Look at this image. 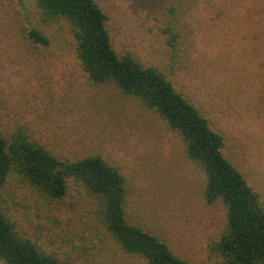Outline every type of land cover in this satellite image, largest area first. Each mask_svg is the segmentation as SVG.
<instances>
[{
    "label": "rangeland",
    "instance_id": "374dc122",
    "mask_svg": "<svg viewBox=\"0 0 264 264\" xmlns=\"http://www.w3.org/2000/svg\"><path fill=\"white\" fill-rule=\"evenodd\" d=\"M93 2L106 16L116 55L158 70L199 110L264 208V0ZM169 27L180 35L175 62ZM32 29L49 45H34ZM17 128L61 160L98 155L117 167L130 223L191 264L217 263L209 247L225 228V211L220 203L205 205L204 174L185 157L178 135L113 85H91L68 25H43L32 0H0V133ZM0 205L63 264H144L106 236L94 203L74 182L63 200L48 202L11 176Z\"/></svg>",
    "mask_w": 264,
    "mask_h": 264
},
{
    "label": "trees",
    "instance_id": "16d2710c",
    "mask_svg": "<svg viewBox=\"0 0 264 264\" xmlns=\"http://www.w3.org/2000/svg\"><path fill=\"white\" fill-rule=\"evenodd\" d=\"M32 1L40 11L43 25H68L75 58L91 85H113L123 96L157 114L166 128L178 135L185 157L204 174L205 205L220 203L225 211V228L219 240L209 247L216 264H264V208L257 193L223 157V136L214 132L199 110L173 90L161 72L143 67L130 55H116L106 29V16L93 0ZM260 27L264 52V19ZM164 33L175 62L180 35L171 27ZM28 35L34 45H49V40L37 30H30ZM11 176L48 202L63 200L68 183L74 182L94 203L100 227L125 256L144 264H191L176 256L157 235L130 223L126 180L117 167L98 155L61 160L17 128L8 134L0 133V188ZM9 211L0 205L1 263L63 264L55 254L46 252L36 240L22 233Z\"/></svg>",
    "mask_w": 264,
    "mask_h": 264
}]
</instances>
